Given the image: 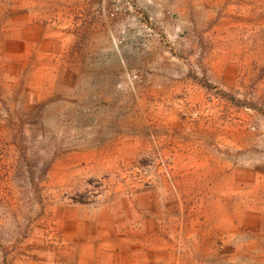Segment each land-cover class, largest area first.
Listing matches in <instances>:
<instances>
[{
	"label": "rangeland",
	"instance_id": "374dc122",
	"mask_svg": "<svg viewBox=\"0 0 264 264\" xmlns=\"http://www.w3.org/2000/svg\"><path fill=\"white\" fill-rule=\"evenodd\" d=\"M0 264H264V0H0Z\"/></svg>",
	"mask_w": 264,
	"mask_h": 264
}]
</instances>
